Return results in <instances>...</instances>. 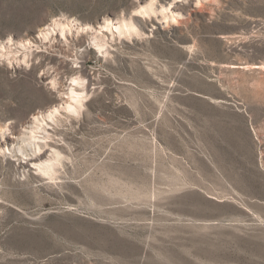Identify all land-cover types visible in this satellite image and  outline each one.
<instances>
[{
  "label": "rangeland",
  "instance_id": "374dc122",
  "mask_svg": "<svg viewBox=\"0 0 264 264\" xmlns=\"http://www.w3.org/2000/svg\"><path fill=\"white\" fill-rule=\"evenodd\" d=\"M175 1L0 0L19 59L44 21L135 28L0 61V128L48 108L53 77L87 95L51 126V174L0 156V264H264V0Z\"/></svg>",
  "mask_w": 264,
  "mask_h": 264
},
{
  "label": "bare ground",
  "instance_id": "6f19581e",
  "mask_svg": "<svg viewBox=\"0 0 264 264\" xmlns=\"http://www.w3.org/2000/svg\"><path fill=\"white\" fill-rule=\"evenodd\" d=\"M175 2H178V0ZM147 7V11L144 13H150L151 16L157 13L152 3ZM159 14L165 22H167V19L174 21L176 17V14L171 12L170 8L167 10L161 9ZM105 30L109 31L112 35L116 34L119 38L135 32L131 20L117 24L106 21L95 29L64 20H54L50 24L44 21L41 23L39 30H37L33 41H28L33 46L31 52L22 50V58H17V60H22L25 55L32 57L34 49L36 50L39 47H43L48 56L56 53L69 57L73 53L74 46L83 43L85 35L89 33L91 36L87 41V46L95 47L99 53H106L105 45L98 39V35H101ZM45 35L48 37L46 40L44 39ZM23 42L21 40L16 46ZM4 55H7V52ZM11 69L28 70L29 68L26 69L23 64L17 67L13 63ZM45 78L44 76L39 77L41 82H44ZM73 79L68 80L66 89H63L59 80L53 77L45 83L50 96L54 99L48 108L31 112L29 117L21 121L18 127L5 126L0 128V156L3 159L14 158L11 161L14 163H12V166L15 170L25 173L30 170H36L42 173L43 176H48L54 170V162L50 163L49 159L46 160V153L50 151L55 155L56 160H59L61 156L54 149L55 142L52 136L53 127L51 126L58 121L61 112L79 114L86 101L87 95L84 89H81L80 92L77 90V86H79V81L81 80L75 78L77 79V83L73 84L71 83ZM50 82H54L55 87ZM81 93H83V96L80 95Z\"/></svg>",
  "mask_w": 264,
  "mask_h": 264
},
{
  "label": "clouds",
  "instance_id": "9594fccd",
  "mask_svg": "<svg viewBox=\"0 0 264 264\" xmlns=\"http://www.w3.org/2000/svg\"><path fill=\"white\" fill-rule=\"evenodd\" d=\"M48 37L45 35L44 39L46 40ZM8 45V48L5 49L4 45ZM18 47L22 50H25L27 52H31V48L33 47L30 42L25 41L23 43H20L18 45ZM13 48V37L11 35L7 36L6 40H4L2 43H0V59L4 60L7 62V66L8 68H12L13 63H15L17 65V67L21 64L24 65V67L30 68L31 65L30 63H28L30 56L29 55H25L24 58L22 60H17V57L21 55L20 52H14L12 50ZM37 51H39V49H37ZM7 52V55H4V53ZM10 57V58H9ZM41 75H43V73H41ZM53 83V87H55L54 82H50ZM71 83L76 84L77 83V79H73L71 81ZM86 83V81H79V85L80 87H83L84 84ZM81 96H83V93L80 94Z\"/></svg>",
  "mask_w": 264,
  "mask_h": 264
}]
</instances>
